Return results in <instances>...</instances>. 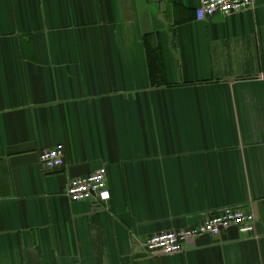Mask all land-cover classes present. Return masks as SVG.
I'll return each instance as SVG.
<instances>
[{"label":"crops","instance_id":"0c3cea01","mask_svg":"<svg viewBox=\"0 0 264 264\" xmlns=\"http://www.w3.org/2000/svg\"><path fill=\"white\" fill-rule=\"evenodd\" d=\"M199 3L0 0V264H264V0ZM100 168L107 201L66 197ZM227 207L255 232L145 253Z\"/></svg>","mask_w":264,"mask_h":264},{"label":"built area","instance_id":"2783aa9c","mask_svg":"<svg viewBox=\"0 0 264 264\" xmlns=\"http://www.w3.org/2000/svg\"><path fill=\"white\" fill-rule=\"evenodd\" d=\"M255 0H200L195 10L196 19L201 21L214 15L228 16L250 8ZM39 162L46 170H54L64 165V152L57 146L39 153ZM64 194L71 201H107L110 192L107 186L106 170L100 168L83 176L67 181ZM252 213L238 208L227 207L212 213L206 219L188 228L165 230L148 237L143 248L149 256L172 255L181 252L189 239L200 235H219L233 226L242 234H253L256 229Z\"/></svg>","mask_w":264,"mask_h":264}]
</instances>
